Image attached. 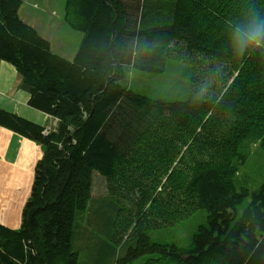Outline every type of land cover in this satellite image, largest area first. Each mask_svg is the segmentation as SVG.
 <instances>
[{"label": "trees", "instance_id": "16d2710c", "mask_svg": "<svg viewBox=\"0 0 264 264\" xmlns=\"http://www.w3.org/2000/svg\"><path fill=\"white\" fill-rule=\"evenodd\" d=\"M22 3L0 0V59L16 67L28 104L58 123L46 130L0 107V126L42 149L20 227L0 223V264H78L73 226L92 200L93 172L113 180L127 168L129 176L140 171L152 185L139 191L135 219L124 226L134 224L126 239L133 244L113 264L145 254L151 256L142 264H264V181L249 192L237 180L248 158L244 146L259 144L264 151V44L247 42L238 51L250 27L264 26V0H65L66 23L83 33L73 59L54 53L20 17ZM173 42L228 64L227 74L218 71L225 90L217 101L152 98L120 82L125 64L161 71L175 52ZM217 113L229 118L219 155L189 162L183 153L172 165L176 158L167 154L181 147L165 134L179 132L185 144L201 146ZM159 185L164 193L194 200L182 217L193 208L207 210L192 247L150 239L146 230L171 213L162 193L155 195Z\"/></svg>", "mask_w": 264, "mask_h": 264}, {"label": "rangeland", "instance_id": "374dc122", "mask_svg": "<svg viewBox=\"0 0 264 264\" xmlns=\"http://www.w3.org/2000/svg\"><path fill=\"white\" fill-rule=\"evenodd\" d=\"M124 1L128 4L136 2V0ZM21 9L24 17H28L36 25L38 22L43 33L51 35L54 53L61 56L62 54L66 55L68 59L73 58L81 43L83 33L66 23L64 19L65 0H23ZM183 45L185 44L172 43L175 52L167 57L161 71H146L130 64L123 65V77L120 82L128 85L134 91L152 98L178 101L193 97L198 101H217L225 90L221 80L222 74L219 72L224 71L223 75L227 74L225 70L228 68V64L216 57L208 58L195 51L188 53V50L183 49ZM177 52H179L178 56ZM216 115L218 123L212 132L206 127L204 134L201 135L202 147L197 145L191 147L190 140L185 144L179 132L175 135L169 132L165 134V140L168 143L172 141L175 146L181 147V150L174 151L171 145V152L167 154V157L172 160L176 158L172 165L175 166L183 153L189 162L219 155L221 137L226 136L225 131H228L229 118L225 115L219 116L218 113ZM57 123L56 118L54 124L50 126V130H54ZM243 150L248 154V158L240 167L237 180L239 184L252 192L264 181V151L259 144L253 143L244 146ZM127 170L122 173L123 177L119 176L113 180L96 171L93 172L91 187L93 199L89 201L87 209L76 213L73 226L72 244L79 254L78 264H113L118 257L127 252L128 246L133 244L132 239L128 241L126 239L132 236L134 224L127 229L124 226L128 219L130 221L135 219V202L140 197L139 191L150 187L152 181L147 180L149 177L140 171H135L136 173L129 176L130 173ZM188 174L189 172H185L186 178ZM140 175L144 177L142 181ZM182 179L183 176L180 175V181ZM113 189L117 193H114ZM157 189L155 195L162 193L163 204L167 212L171 213L165 217L166 221L159 226L146 230L150 239L163 244H176L183 248L192 247L195 232L200 225L207 222V210L193 208L188 215L182 217L185 214V209L193 206L190 204H193L194 200L184 201L183 196L180 194L182 197L179 198L176 191L164 193V190H161V185ZM169 192L172 196L169 195ZM112 195L119 199L121 204L114 200ZM250 199V195L244 198V201L239 205L240 212ZM149 203L147 204L149 205ZM120 207L126 208L121 214L119 213ZM113 220H115L114 224ZM149 256L151 254L139 256L127 264H142Z\"/></svg>", "mask_w": 264, "mask_h": 264}, {"label": "crops", "instance_id": "0c3cea01", "mask_svg": "<svg viewBox=\"0 0 264 264\" xmlns=\"http://www.w3.org/2000/svg\"><path fill=\"white\" fill-rule=\"evenodd\" d=\"M21 7L19 9L20 17L47 38L54 51L51 35H45L38 22L36 25L28 17H24ZM62 56L68 58L66 55L62 54ZM18 79L19 74L16 67L12 63L0 59V107L38 124L53 125L56 118L28 104L30 93L18 85ZM41 156L42 149L35 141L0 126L1 224L12 229L20 227L23 206L30 196L35 166Z\"/></svg>", "mask_w": 264, "mask_h": 264}, {"label": "clouds", "instance_id": "9594fccd", "mask_svg": "<svg viewBox=\"0 0 264 264\" xmlns=\"http://www.w3.org/2000/svg\"><path fill=\"white\" fill-rule=\"evenodd\" d=\"M247 42H251L256 47L264 44V26L255 25L250 27L246 32L245 44L239 47V52H243V48L247 46Z\"/></svg>", "mask_w": 264, "mask_h": 264}]
</instances>
